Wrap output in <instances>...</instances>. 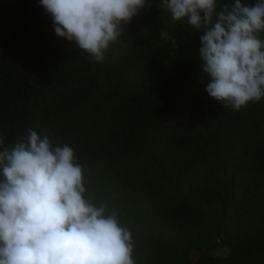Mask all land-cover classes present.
Masks as SVG:
<instances>
[{
  "label": "trees",
  "instance_id": "trees-1",
  "mask_svg": "<svg viewBox=\"0 0 264 264\" xmlns=\"http://www.w3.org/2000/svg\"><path fill=\"white\" fill-rule=\"evenodd\" d=\"M0 264H264V0H0Z\"/></svg>",
  "mask_w": 264,
  "mask_h": 264
}]
</instances>
